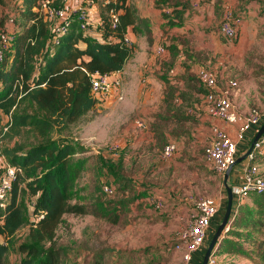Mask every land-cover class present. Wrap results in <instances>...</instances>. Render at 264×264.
<instances>
[{
  "label": "rangeland",
  "instance_id": "1",
  "mask_svg": "<svg viewBox=\"0 0 264 264\" xmlns=\"http://www.w3.org/2000/svg\"><path fill=\"white\" fill-rule=\"evenodd\" d=\"M3 3L4 17L9 19L14 16L16 3L14 0H3ZM99 5V18L103 19L106 14L103 5ZM63 7L72 8V5L66 3ZM221 21L222 18L213 20L211 32H218ZM219 41L222 50L213 46L210 54L194 51L195 61L211 60L201 67L213 69L221 89L230 81L238 82L233 102L240 114L261 111L264 108L262 15L250 20L233 42L227 43L222 37ZM161 45L167 48L164 42ZM220 57L223 58L221 64ZM162 60L159 63L169 76L172 66ZM182 66L184 72L174 81L166 76L163 83L160 81L163 103L160 87L154 89L150 100L145 102L137 92L138 81H134L127 90V99L119 101L124 107H120L117 114L110 113L99 103L94 111L68 130L58 128L55 131L54 138L74 140L84 148V152L75 157V160H85L86 166L77 183L78 199L73 203H84L94 211L92 202L98 195H103L106 202H127L119 211L117 224L92 215L66 216V224L57 233L58 245L64 248L63 264H185L184 249L178 247L182 246V233L195 212L196 201L210 197L219 205L220 197L227 196L224 176L216 174L205 157L216 123L221 121L204 110V90L197 77L200 66L197 68L194 62ZM145 85V88H153V84ZM138 122H143L145 127L139 128ZM8 130L4 118L0 126V164L5 167L9 165L5 150L16 143L38 142L28 130L11 140ZM171 141L178 143V150L172 159L166 160L163 151ZM115 146H120L118 157L113 154ZM244 164L246 160L236 168ZM257 165L264 175V156L258 159ZM105 187L111 188L113 194L106 193ZM178 195L181 201L176 198ZM157 200L161 201V207H157ZM23 201L32 220L36 198L26 194ZM246 204L252 205V197L242 201V205ZM226 208L227 197L220 206L221 221ZM28 230L26 226L16 235V248L25 240ZM260 238L264 240V231ZM234 240L244 246L245 253L221 256L218 264H264L257 244L253 247L247 241ZM167 247H171L170 251ZM21 259V254L12 251L6 264H21Z\"/></svg>",
  "mask_w": 264,
  "mask_h": 264
},
{
  "label": "trees",
  "instance_id": "2",
  "mask_svg": "<svg viewBox=\"0 0 264 264\" xmlns=\"http://www.w3.org/2000/svg\"><path fill=\"white\" fill-rule=\"evenodd\" d=\"M14 1V16L6 19L0 0V36L10 34L13 38L0 68V126L6 118L11 140L28 130L38 142L16 143L4 151L9 164L17 170V178L6 208H0V264L7 263L12 251L22 255L21 264H63L64 248L58 245L57 233L66 224V216L92 215L117 224L119 211L127 202H106L103 195H98L92 202L94 211L84 203H73L78 199L77 183L86 166L85 160L75 157L84 148L77 141L54 138L55 131L68 130L96 109L100 102L92 91L95 73L122 72L134 57L137 47L125 44L129 27H134L137 35L150 36L151 30L148 22L138 17L137 10L127 4L128 0H116L103 12L118 13L119 23L112 29L108 17H103V42L82 32L74 22L59 44H53L41 12L43 0ZM156 4L173 27H180L192 8L190 0H157ZM166 6L174 9V19L167 15ZM26 194L36 198L32 220L23 201ZM249 197L252 205L240 206L215 253L216 259L245 253L244 246L234 240L237 239L253 247L257 244L264 260V240L260 238L264 231V193ZM26 226V238L16 248L14 239ZM166 249L170 251L171 247Z\"/></svg>",
  "mask_w": 264,
  "mask_h": 264
},
{
  "label": "built area",
  "instance_id": "3",
  "mask_svg": "<svg viewBox=\"0 0 264 264\" xmlns=\"http://www.w3.org/2000/svg\"><path fill=\"white\" fill-rule=\"evenodd\" d=\"M116 0H43L41 12L45 22L48 24L53 44H59L61 38L68 34L71 25L77 22L80 30L89 34L90 26L97 19L99 26L104 27L105 21L99 18V3L106 7ZM72 5V8L63 7L64 4ZM235 10L230 6H225V13L220 24V34L228 43L237 39L239 27L243 22V17L235 15ZM110 27L115 29L119 23V14L111 10L106 13ZM264 19V9L262 11ZM12 37L10 34H1L0 36V68L4 62L5 50L9 47ZM125 44L131 46L132 43L125 37ZM164 50L160 48L158 53ZM197 77L201 86L206 90L204 102L207 113L220 120L224 126L214 128V137L205 153L207 161L211 164L216 174L224 176L226 172L235 167L239 158V145L237 139L232 136L230 127L237 125L239 128L238 139L244 138L248 132L254 133L255 137L259 133L264 123V108L261 111H255L252 114H240L232 100L233 93L238 89V82L230 81L226 88L221 89L218 86L216 74L209 69H200ZM122 85V76L120 72L113 74L95 73L92 76L93 95L99 102L110 97L116 88ZM139 128H144L143 122L137 123ZM120 146H115L113 154L119 156ZM178 150L176 143L168 144L163 151V158L170 160ZM264 156V135L255 144L252 153L247 157V165L242 173V182L232 186L234 190V206L230 220L234 221L242 201L251 194L264 193V175L261 174L257 161ZM17 178V170L10 164L6 167L0 164V208L5 209L12 192L13 183ZM108 194H113L109 187L104 188ZM157 207H161V201H156ZM220 205L215 199L203 197L196 201L195 212L191 214L187 227L182 233L183 261L185 264H191L194 256L204 250L207 246L210 235L215 224L219 223ZM43 218V216H41ZM226 232V233H227ZM217 259L212 257L209 264H217Z\"/></svg>",
  "mask_w": 264,
  "mask_h": 264
},
{
  "label": "crops",
  "instance_id": "4",
  "mask_svg": "<svg viewBox=\"0 0 264 264\" xmlns=\"http://www.w3.org/2000/svg\"><path fill=\"white\" fill-rule=\"evenodd\" d=\"M156 2L157 0H128L127 2L129 6H132L137 10V15L140 19L148 22L151 34L150 36L137 35L134 32V27H129L126 36L131 43L137 47V51L134 57L126 65L124 71L120 72L122 76L121 87L116 88L110 97L100 102L105 107L104 109H107L110 113L114 111L117 114L120 107H124L123 104L122 106L120 105L119 101L121 102L127 99V90L131 82L138 81L139 85L137 87V92H140V98L144 97L145 102L150 100L151 94L154 93V89L160 87V101L162 100L163 103L165 98L162 93L161 82L163 83L165 76L166 78L168 77L167 79L174 81L177 75L185 70V67H183L182 64L185 65L187 62H194L195 65H197V68L200 66L199 70H213L211 67H201L210 64L211 60L199 63L198 61H194L197 58L194 54L198 51H207V53L210 54L213 46L222 50V44L219 41L220 37H222L219 31L220 29L217 33L211 32V30L213 28V20L217 21L221 18L223 20L225 6L230 5L235 10L236 14L243 17V22L239 27V33L247 28L250 20L258 19L259 16L262 15L264 9V0H190L192 8L191 10H188L183 17L182 25L180 27H173L169 25V19L163 17V11L158 8ZM98 9L100 14V5L98 6ZM165 9L167 15H171V12L174 10L169 9L168 6H166ZM170 18L174 19V16L171 15ZM89 35L98 41H104L99 21L97 19L93 21V27L90 29ZM163 42L166 44V49L161 45ZM160 48H163L164 51L159 54L158 50ZM160 60L163 62L167 61L168 66H172V69L168 72L169 76L165 75L166 70L159 63ZM222 62L223 58L220 57L219 63L221 64ZM143 82L144 84L142 85ZM148 83L153 84V88H145V84ZM236 91L232 96L233 101L236 97ZM176 101L178 102L179 100L177 99ZM204 110L206 111L205 102ZM220 125L224 126L222 122L216 123V126ZM230 131L232 136L238 141L240 158L250 149L255 135L252 131L248 132L241 140L240 138L238 139L239 128L237 125L230 127ZM170 143H172V141L168 144ZM176 144L178 146V143ZM246 165L247 162L238 168H236V166L233 168L229 180L231 187L242 182V173ZM226 197L227 196H225V198L220 197V206L222 200H225ZM176 198L179 201L182 200L179 195ZM221 218L222 213L219 214L218 220L221 221ZM218 224H215L213 227L206 248L194 256L191 264H202L204 255L216 233Z\"/></svg>",
  "mask_w": 264,
  "mask_h": 264
},
{
  "label": "water",
  "instance_id": "5",
  "mask_svg": "<svg viewBox=\"0 0 264 264\" xmlns=\"http://www.w3.org/2000/svg\"><path fill=\"white\" fill-rule=\"evenodd\" d=\"M263 135H264V123L259 133L254 138L248 152L237 160L235 166L239 165L240 163H242L243 161L247 159V157L252 153L255 144ZM233 168L234 167L230 168L224 175V184L227 189V208H226L224 217L222 219V222L218 226L216 233L207 248L202 264H209L210 259L215 256V253L218 251L222 243V240L225 237V233L227 232V229L230 226V220H231V215H232L233 206H234V190L229 184V180H230Z\"/></svg>",
  "mask_w": 264,
  "mask_h": 264
}]
</instances>
